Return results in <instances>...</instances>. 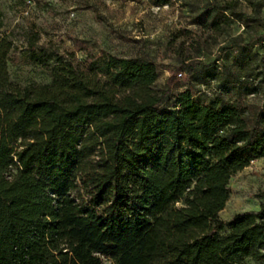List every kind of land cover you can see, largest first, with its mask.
I'll list each match as a JSON object with an SVG mask.
<instances>
[{"label":"trees","instance_id":"1","mask_svg":"<svg viewBox=\"0 0 264 264\" xmlns=\"http://www.w3.org/2000/svg\"><path fill=\"white\" fill-rule=\"evenodd\" d=\"M2 26L0 11V264H264V205L219 216L231 177L264 158L249 87L231 75L233 98L172 93L183 65L157 87L143 49L76 41L78 58L38 46L33 24L23 55L49 80L20 85Z\"/></svg>","mask_w":264,"mask_h":264},{"label":"rangeland","instance_id":"2","mask_svg":"<svg viewBox=\"0 0 264 264\" xmlns=\"http://www.w3.org/2000/svg\"><path fill=\"white\" fill-rule=\"evenodd\" d=\"M0 11L1 29L10 31L15 43L8 62L14 83L49 80L23 55L24 32L33 24L38 46L59 52L70 49L78 58L83 53L76 41L119 56L143 49L157 66V87L183 65L182 77L172 78V93L188 89L195 99L206 102L216 96L233 98L238 86L222 84L233 75L249 87L241 88L246 103L264 101V0H0ZM229 189L219 212L222 219L264 205V158L250 161L233 175Z\"/></svg>","mask_w":264,"mask_h":264},{"label":"built area","instance_id":"3","mask_svg":"<svg viewBox=\"0 0 264 264\" xmlns=\"http://www.w3.org/2000/svg\"><path fill=\"white\" fill-rule=\"evenodd\" d=\"M177 76H178V77H181V73H178Z\"/></svg>","mask_w":264,"mask_h":264}]
</instances>
